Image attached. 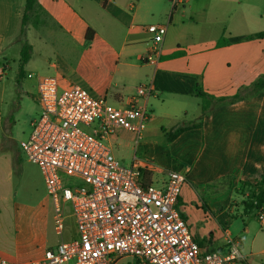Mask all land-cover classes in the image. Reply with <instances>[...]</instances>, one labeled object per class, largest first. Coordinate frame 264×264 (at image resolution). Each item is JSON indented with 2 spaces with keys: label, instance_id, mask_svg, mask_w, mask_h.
<instances>
[{
  "label": "crops",
  "instance_id": "obj_1",
  "mask_svg": "<svg viewBox=\"0 0 264 264\" xmlns=\"http://www.w3.org/2000/svg\"><path fill=\"white\" fill-rule=\"evenodd\" d=\"M23 4L24 0H0V72L9 69L3 55L14 53L15 44H19L18 71L25 36L19 35ZM238 7L237 15L230 11ZM169 8L164 0H36L26 22H43L51 33L57 31L52 37L56 43L50 41L57 58L53 73L48 75L57 76L63 85L86 89L89 83L79 69L99 72L105 84L98 86V93L86 90L105 98L115 73L120 74V81L136 80V89L151 82L153 91L147 98L150 115L141 139L136 142L133 133L118 130L107 140L113 155L117 159L116 155L124 153L121 161L130 164L142 148L157 159L174 158L179 164L176 171L186 173L179 213L199 247L223 252L235 241L241 258L226 264L246 262V256L264 257V224L258 221L256 210L243 213L242 201L248 193L240 186L241 182L255 184L264 176V91L222 103L203 115L201 104L190 109L195 86L213 100L231 98L264 75V37H253L264 31V0H186L181 8L172 12ZM211 9L215 12L209 14ZM233 17L229 28L227 22ZM153 20L166 27L155 66L142 61L151 48L145 26ZM87 29L92 31L89 40L85 39ZM221 37L228 42L218 45ZM25 42L31 46V56L34 47ZM65 54L72 60L63 57ZM32 76L27 73L24 78L22 71L25 92L31 88L33 95L38 75L29 87ZM125 88L115 84L114 106L132 104L136 89L128 92ZM177 115L196 121L178 125L170 120ZM179 127L185 129L169 139ZM3 150L0 130V209L5 201L2 173L7 157ZM146 160L149 163L141 171L142 182L159 185L165 181L169 170L151 158ZM209 188L212 191L208 192ZM29 205L13 204L8 227L0 220V258L29 261L57 244L59 237H50L45 221L19 212Z\"/></svg>",
  "mask_w": 264,
  "mask_h": 264
},
{
  "label": "built area",
  "instance_id": "obj_2",
  "mask_svg": "<svg viewBox=\"0 0 264 264\" xmlns=\"http://www.w3.org/2000/svg\"><path fill=\"white\" fill-rule=\"evenodd\" d=\"M166 1L171 12L186 2ZM145 29L151 48L142 61L155 66L166 27L150 24ZM152 91L151 82L141 85L131 105L117 107L78 85L61 84L57 76L36 78L39 112L19 147L43 177L59 240L39 258H0V264H226L241 258L235 241L217 252L203 250L193 239L177 209L185 171L169 170L161 184H144L146 159L134 154L124 166L113 155L107 140L118 130L133 133L136 142L141 139ZM66 205L75 235L62 239ZM256 216L264 224V205Z\"/></svg>",
  "mask_w": 264,
  "mask_h": 264
},
{
  "label": "rangeland",
  "instance_id": "obj_3",
  "mask_svg": "<svg viewBox=\"0 0 264 264\" xmlns=\"http://www.w3.org/2000/svg\"><path fill=\"white\" fill-rule=\"evenodd\" d=\"M241 1L252 3L253 0ZM164 2L167 4V7H169V3L166 0H164ZM243 9L246 10V8ZM230 11H235V15H237L241 11V8L238 7L235 10ZM208 12L209 14H212L215 10L211 9ZM156 21L157 20H153L150 21V23L156 24L154 23ZM233 21L234 17L227 22L229 23L227 24L229 28L232 27L231 25ZM48 28L49 26L43 22L34 24L33 21H27L24 26L25 36L23 35V41H29L34 47L30 60L25 66H23L22 69L24 78H26L27 73H31V75H33V79L29 80L32 82L29 87H32L34 84L35 75L44 76L51 74L54 71L52 64L56 61L57 57L50 46V41L56 43L52 37H56L55 33H57V31L52 30L51 33ZM18 52L19 44H15L14 53L10 51L9 53L6 52L3 55L4 61H7L9 64V69H5L0 74V130L2 133L4 155L7 157V165L5 164V168L2 173L3 180L5 182V201L2 202L3 206L0 209V220L1 222L3 220L4 223L2 224L8 227L12 220L13 204H30L29 209L26 210L22 208L19 209V212H28L31 218L45 221L50 237L54 238V236L56 237V234L53 228V206L45 191L43 177L39 169L28 160L19 147V143L28 137L31 130L30 124L34 119H36L39 109L34 101V93L32 95L31 92H29L31 91V88L28 89V92H25L26 88L25 85L22 84V78H19L17 75V63L15 59L17 58ZM63 57H67L69 61L72 60V58L68 57L66 54ZM79 71L83 74V76H85L86 81L89 83L88 85H85V88L88 90L90 89L93 93H98V86H103L105 84V82L101 83V76L99 75V72L94 69H88L85 71L79 69ZM109 75L110 73L106 72V77ZM119 75L120 74L118 73L113 74L111 79V88L105 92L106 94L104 93L106 99L112 105H114L112 92L115 88V84L119 87L120 84L126 86L125 89L128 92L131 88L136 89L138 86L136 80L120 81L121 78ZM101 95H103V93ZM195 104L200 105L201 99L195 97L192 101H190L191 110L196 108ZM148 107L149 106H147V109L149 111ZM148 115H150V113ZM175 117H172L170 120L178 123V125L196 121L189 120L190 116L185 118L183 115H177ZM163 125H166V123H163ZM123 154L124 153H121L120 156L116 155L117 160L120 164L127 166L129 164H127L126 161H121L120 159ZM136 156L144 159L151 158L157 165H163L170 171H176L179 166V164L175 162L174 158L163 156L160 159H157L152 157V153L146 152L142 148H139L136 151ZM207 191L210 192L212 189L209 188ZM178 207L177 209L180 211ZM74 235V219L71 215V211L68 209V205H66L64 208V229L62 237L64 239H68ZM261 238H264V235H261ZM245 259L246 262L238 261L235 264H264V257L254 258L253 256H246ZM69 264L72 263L70 262ZM115 264H126V261L118 260Z\"/></svg>",
  "mask_w": 264,
  "mask_h": 264
},
{
  "label": "trees",
  "instance_id": "obj_4",
  "mask_svg": "<svg viewBox=\"0 0 264 264\" xmlns=\"http://www.w3.org/2000/svg\"><path fill=\"white\" fill-rule=\"evenodd\" d=\"M36 0H24L22 16L20 21L19 35H24V26L27 20V16L34 9ZM92 37V31L90 29L86 30L85 39L89 40ZM253 37L261 38L264 37V31L258 32L253 35ZM228 41L224 38H220L217 42L218 45L226 44ZM31 46L24 42L20 48L19 53V63H18V77L22 75L23 66L28 62L30 58ZM195 96L201 99V115H203L208 109L216 107L222 103H232L238 99L251 97L259 92L264 91V75L259 76L253 80L249 85L243 87L240 93L234 95L231 98H219L213 100L211 97L207 96L202 92L201 87L195 86ZM185 128L179 127L174 130L172 134L168 136L169 139L174 138L178 133L183 131ZM226 179V178H225ZM224 178L221 180L223 181ZM227 181V180H226ZM240 186L242 190L246 191L248 194L242 201L243 213L247 214L253 210L259 209L264 205V176H261L260 180L255 184L241 182Z\"/></svg>",
  "mask_w": 264,
  "mask_h": 264
}]
</instances>
